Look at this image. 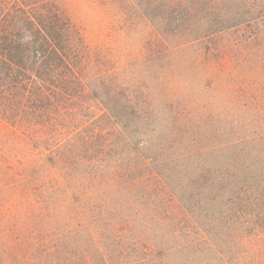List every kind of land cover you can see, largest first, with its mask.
Returning a JSON list of instances; mask_svg holds the SVG:
<instances>
[{
    "label": "trees",
    "instance_id": "obj_1",
    "mask_svg": "<svg viewBox=\"0 0 264 264\" xmlns=\"http://www.w3.org/2000/svg\"><path fill=\"white\" fill-rule=\"evenodd\" d=\"M153 7L165 31L179 32L214 24L209 9L238 27L245 21L236 11L248 9L255 24L264 0ZM215 50L224 65L228 46ZM91 54L59 0H0V140L8 137L23 159L11 166L0 149V194L21 172L27 205L21 217L0 219V227L24 229L0 234V264H264V87L229 79L232 119L216 143L186 144L171 135L175 125L154 142L145 136L149 109L106 81ZM36 157L52 167L41 175L42 193Z\"/></svg>",
    "mask_w": 264,
    "mask_h": 264
},
{
    "label": "rangeland",
    "instance_id": "obj_2",
    "mask_svg": "<svg viewBox=\"0 0 264 264\" xmlns=\"http://www.w3.org/2000/svg\"><path fill=\"white\" fill-rule=\"evenodd\" d=\"M59 2L67 10L75 26L82 31L92 50L91 62L95 69L101 71L106 81L114 80L122 88V93L133 95L138 108L149 109L150 119L145 136L154 142L161 140L175 125L172 130L175 134L171 135L182 139L186 144L195 137H200L204 142L211 140V144L216 143L215 134L219 127L229 129L232 119L234 99L225 88L227 83H232L229 79L235 76L242 77L246 82L253 79L256 85L264 87L262 10L256 12L258 10L255 9L260 22L247 24L250 13L248 9L240 8L236 13L245 23L238 27L234 25L237 22L220 23L216 16L217 10L209 9L208 12L213 13L214 24L207 26L204 22H198L179 32H173L171 29L165 31L158 22L160 18H157V13L159 17L161 13L154 11V0ZM236 8L234 5L233 10ZM223 25L226 32L220 37L218 32ZM207 29L210 30L205 33ZM194 38L199 41H191ZM200 42L203 51L199 46ZM207 44L210 46L209 54L205 53L208 50ZM223 44L228 46L224 65L218 61L215 50L218 45ZM205 65L210 66L213 74L205 73ZM251 67H255L257 72ZM214 73H218L217 77ZM96 112L98 114L100 110L96 109ZM11 145L13 144L8 137L1 138L0 149L7 156V161L20 169L22 155L16 154ZM36 164L39 166L40 179L37 191L42 193V176L48 173L47 167H50V172L52 167L47 166L42 157H36ZM19 174L4 187L6 197L0 194L3 201L0 204H8L10 208L8 211L0 210L1 221L2 218L12 220L15 215L21 217L20 209L23 211L27 206ZM50 185L51 183L45 190H49ZM39 196V202L34 201L32 204L31 213L33 220L37 221L40 217L41 199L43 200ZM48 204L51 209L52 200ZM23 231L21 226L0 227L2 235Z\"/></svg>",
    "mask_w": 264,
    "mask_h": 264
}]
</instances>
